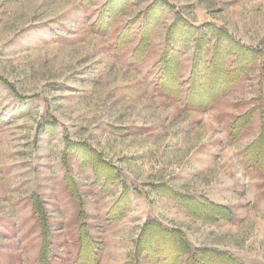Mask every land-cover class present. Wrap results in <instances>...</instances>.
<instances>
[{
	"label": "rangeland",
	"instance_id": "374dc122",
	"mask_svg": "<svg viewBox=\"0 0 264 264\" xmlns=\"http://www.w3.org/2000/svg\"><path fill=\"white\" fill-rule=\"evenodd\" d=\"M105 1L86 6L82 0H0V264H42L44 226L42 212L34 208L36 199L50 219L57 255L52 264L76 260L82 211L92 236L105 243L100 264H129L147 219L182 231L188 226L191 233H184L194 248L228 250L244 260L249 252L264 258V179L254 186L261 202L243 198L244 187L236 182L240 174L248 176L240 168L247 167L242 154L263 123L264 56L209 110L186 109L183 100L165 96L156 84L157 63L175 13L168 11L149 53L137 65L132 59L135 41L117 53L116 38L151 0L130 5L111 31L100 34L92 24ZM167 2L192 24L221 26L264 53V0ZM192 53L193 48L183 55L184 79L191 72ZM253 108L257 111L252 123L232 141V122ZM49 121L54 123L52 135L46 131ZM68 141L85 143L117 166L131 193L129 210L119 222L108 224L106 214L123 183H115L106 195L102 184L94 183L91 166L80 167L69 155L67 167L63 154ZM228 153L226 164L223 155ZM203 164L213 190L220 188V177L231 179L236 173L227 186L238 184L240 190L237 186L225 202L220 200L234 212L231 221L181 218V207L151 187L163 181L170 185L186 167L195 173ZM67 172L82 206L65 189ZM197 188L205 187L199 182ZM251 213L256 219L243 223L242 233L226 236L229 226ZM225 222L228 227L220 229ZM191 238L208 246H196ZM256 259L264 264V259ZM140 264L152 262L142 257Z\"/></svg>",
	"mask_w": 264,
	"mask_h": 264
},
{
	"label": "trees",
	"instance_id": "16d2710c",
	"mask_svg": "<svg viewBox=\"0 0 264 264\" xmlns=\"http://www.w3.org/2000/svg\"><path fill=\"white\" fill-rule=\"evenodd\" d=\"M94 1L82 0L86 6L92 5ZM137 1L150 0H106L93 21V30L100 34L108 33L127 12L129 6ZM174 10V6L167 0H151L144 11L118 30L115 50L121 53L135 41L132 59L137 65L143 62L151 49L152 39L165 21L168 11L174 12L175 20L166 30L164 50L157 63L156 84L165 96L183 100L186 109L206 111L219 99L228 95L233 85L244 79L264 53L259 48L241 43L221 26L208 22L196 26ZM191 48H193L191 72L188 78L184 79L183 55ZM262 66L264 71V64ZM256 111L257 108H253L235 118L229 130L232 141L244 135ZM262 119L259 136L247 145L243 154L247 167L259 173H264V118ZM53 127L52 121L46 125V131L51 135ZM69 155L74 156L80 167L91 166L96 173L94 183L102 184L103 194L107 195L115 183L119 181L123 183L122 191L106 214L108 224L122 220L131 205V193L117 166L108 162L98 150L82 142L66 143L63 161L67 167ZM151 187L171 198L182 209H186L188 214L206 222L231 221L234 217V212L228 206L218 204L204 196L198 198L182 194L165 183L151 184ZM65 189L82 206L81 197L69 172L65 176ZM38 201L40 199L35 200L34 208L37 213L42 212L41 220L44 226L41 262L52 264L57 255L53 252L50 219L42 207L43 204ZM80 217L82 218L78 236L80 245L73 264H100V255L105 243L92 236L83 211ZM140 229L134 241L133 257L129 264H140L142 257L152 264H246L239 256L228 250L223 251L215 247L194 248L186 239L184 231L180 228H167L156 219H147Z\"/></svg>",
	"mask_w": 264,
	"mask_h": 264
},
{
	"label": "crops",
	"instance_id": "0c3cea01",
	"mask_svg": "<svg viewBox=\"0 0 264 264\" xmlns=\"http://www.w3.org/2000/svg\"><path fill=\"white\" fill-rule=\"evenodd\" d=\"M262 122L260 123V127L258 128V130L256 131L257 133H255L252 137L248 138V141H247V144L250 143L251 141H253L254 139H256L258 136H259V133H260V130H261V125ZM203 140V139H201ZM205 140V139H204ZM202 142L204 141H200L199 144L197 146H199ZM229 155L227 156H224L223 155V160L225 161V163L227 164V161H230V158L229 156L231 155L230 153H228ZM234 155V154H233ZM192 156V153L191 155ZM243 156V154H242ZM241 156V157H242ZM240 157V158H241ZM228 166L230 167H234L233 164L231 163H228ZM199 168V171L196 170L195 173H194V170L193 169H190L191 167H186V171L184 170L183 172V175L179 176L178 177H173L170 185L166 182V181H163L164 183H166L167 185L171 186L172 188H174L177 192L179 193H185V194H189V195H192L194 197H199V196H205L207 197L209 200H212V201H215L217 203H220V204H224L223 202H221L220 200H223L225 202V196L228 197L229 194H230V191L233 190L235 192V189L237 186L241 185L242 187H244V194H243V198H246L248 201L249 200H255L257 202H261L262 201V198L260 196H256V193L257 192H260L259 190L257 191L254 186L255 185H259L260 183V180L261 179H264V173H259L253 169H249L248 167L244 166V167H240L242 168L245 172L248 173V177H249V184L248 186H246V189H245V184L243 183V180L241 178L238 177V179L236 178V173L233 174V178L231 179H226L225 177H220V183H219V186L220 188H218L217 190H213L211 189L213 186H211L210 184L207 185V179L210 177L209 175V170H206V167L207 165L206 164H203V165H198ZM232 170V172H235V168L234 169H230V171ZM191 171V172H190ZM178 175V174H177ZM174 176V175H173ZM236 178V182L238 181L239 185L236 184V186H233V187H229L227 186L228 184H233V179ZM222 179H223V182H222ZM241 179V180H240ZM203 184V189H199L197 188V185L199 184ZM243 184V185H242ZM211 187V188H210ZM215 188V187H213ZM250 188V189H249ZM253 188H254V191H253ZM239 190H240V186H239ZM238 190V191H239ZM250 190V191H249ZM237 191V190H236ZM212 193H219L220 196H218V200L216 198H214V194ZM235 194V193H234ZM230 199V198H228ZM228 203V202H227ZM264 203V201L261 203V205ZM176 204V203H175ZM234 203H229V205H233ZM230 207V206H229ZM178 209V207H177ZM179 214L181 216V218H191L192 220H194L195 222L201 220L199 218H194L192 215L188 214L187 211H185L184 209L180 208L179 209ZM237 212H239L238 209H236ZM235 211V212H236ZM254 215V216H252ZM252 216V217H250ZM252 220V219H256V216L254 213H251L249 214V216L245 217L244 220L241 221V223H237L236 225H231L229 226V231L227 230L226 233L228 236L230 233H232V235H237V233L241 232V229L242 226L244 225L243 223L249 221V220ZM206 223V222H205ZM223 223V222H221ZM248 223V222H247ZM198 224V223H197ZM196 224V225H197ZM207 224V223H206ZM189 225V224H188ZM225 226H221L220 229H224L226 227H228L227 223L225 222L224 224ZM185 227V228H184ZM182 229L184 231H186L187 234H189V232L191 233L190 230L187 231V228L188 226H184ZM190 229V228H189ZM186 234V235H187ZM225 236V234H224ZM223 236V237H224ZM225 236V237H226ZM191 240L194 242V245L196 246H206L204 245V243H198V241L196 239H193L191 238ZM202 241V240H201ZM208 246V245H207ZM238 256V255H237ZM246 257V260H244V262L246 264H261L259 262V260L256 259V257L260 258L261 259H264L263 258V255L261 254H257V253H252V252H249V253H246V255H244ZM244 257V258H245Z\"/></svg>",
	"mask_w": 264,
	"mask_h": 264
},
{
	"label": "built area",
	"instance_id": "2783aa9c",
	"mask_svg": "<svg viewBox=\"0 0 264 264\" xmlns=\"http://www.w3.org/2000/svg\"><path fill=\"white\" fill-rule=\"evenodd\" d=\"M240 176H241V178L243 179L244 184H245V185H248V183H249V178H248L247 176H244L243 174H240Z\"/></svg>",
	"mask_w": 264,
	"mask_h": 264
}]
</instances>
